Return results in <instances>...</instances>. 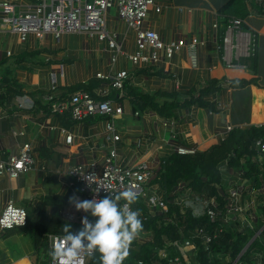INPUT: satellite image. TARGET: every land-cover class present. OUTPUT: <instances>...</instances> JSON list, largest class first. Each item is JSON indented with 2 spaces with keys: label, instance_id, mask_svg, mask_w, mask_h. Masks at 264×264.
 Segmentation results:
<instances>
[{
  "label": "crops",
  "instance_id": "0c3cea01",
  "mask_svg": "<svg viewBox=\"0 0 264 264\" xmlns=\"http://www.w3.org/2000/svg\"><path fill=\"white\" fill-rule=\"evenodd\" d=\"M13 1L21 9L34 4V0ZM229 1L156 0L145 28L158 32L165 43L184 41L185 45L172 58L165 51H157V61L140 66L127 57L137 53L136 32L121 19L116 7L107 13V30L116 38L122 54L111 47L109 40L88 33L64 34L60 38L30 34L23 41L11 31L0 9V161L17 154L25 143L32 144L34 157L33 168L27 173L15 179L0 175V215L13 201L25 207L30 216L28 227L0 232V264H46V251L36 249L32 230L42 206L50 218L62 223H58L50 238L64 235L65 224L78 233L83 218L95 220L78 211L71 201L73 197L85 200L78 184L68 175L71 167L94 165L100 169L115 151L116 160L125 166L146 164L157 170L180 147L197 153L219 145L229 136V126L241 129L264 125V14L247 0L248 14L241 17L245 24L229 33L227 43L228 15L221 8ZM195 40L198 44L191 49ZM255 53L256 72L242 62ZM228 61L241 66L229 67ZM124 70L129 73L128 87L154 96L161 106L172 102L173 95L181 104L160 110L140 98L124 96L111 87L112 78ZM99 73L108 78H99ZM236 79L255 82L243 88L224 85L204 97L208 107L190 102L211 81ZM79 86L90 92H108V98L121 106L123 113L113 119L101 115L81 122L68 113L54 114L52 101L45 98L70 99ZM68 135L74 136L71 144L67 143ZM243 162L220 164L217 188L223 200L232 188L247 180L243 177ZM189 190L185 183L178 185L176 204ZM191 196L178 204L182 213L191 210L199 215L211 199L219 202L215 195L202 200ZM145 207L148 215L160 217L158 210L153 212L146 204ZM67 211L75 214L74 220L65 216ZM233 225L240 228L238 223Z\"/></svg>",
  "mask_w": 264,
  "mask_h": 264
},
{
  "label": "built area",
  "instance_id": "2783aa9c",
  "mask_svg": "<svg viewBox=\"0 0 264 264\" xmlns=\"http://www.w3.org/2000/svg\"><path fill=\"white\" fill-rule=\"evenodd\" d=\"M155 3L156 0H34V4L28 5L26 9H21L13 0H3L0 2V9L6 15V21L11 31L18 33L23 41L30 34L39 38L52 34L56 38H60L64 34L88 33L96 35L100 40H109L111 47L122 54V49L116 38L110 35L107 30V13L116 7L121 19L136 32L137 53L129 54L127 57L131 63L140 66L157 61L159 58L157 51H165L167 56L172 58L185 45L184 41L165 43L158 32L145 28L148 12ZM262 6L264 14V4ZM257 11L260 12V10ZM244 24V18H231L228 21V35L225 41L228 43L230 41L229 33L240 29ZM197 44L198 40H195L191 44V49H195ZM145 51H150V54H145ZM9 54L11 55V52ZM192 59L196 65V56L194 55ZM228 66L238 67L241 64L228 61ZM97 76L101 79L108 78L103 73H99ZM128 78V71L124 70L118 73L112 78L111 87L122 93ZM45 99L52 101L54 114L72 113L73 119L79 122L101 115L110 116L113 119L123 113V108L108 98V92H90L84 89L75 91L67 100L57 101L52 96H47ZM110 126L115 128L113 122ZM234 129V127L229 126L227 132ZM73 140L74 136L68 135L67 143L71 144ZM255 147L259 154L260 168L263 170L264 137L256 141ZM32 151V144L25 143L17 154L11 155L6 161H0V175H7L15 179L30 171L34 165ZM177 153L195 154L196 151L180 147ZM68 175L78 183L80 193L85 200L103 199L110 194L115 196L131 188L136 192L140 201L145 203L151 211L156 212L158 210L160 216H166L170 212L167 201L153 182L156 176L155 170L146 164L137 167L125 166L116 160L115 151L106 157L102 168L99 169L94 165L91 167L73 166L68 170ZM246 181L244 180L240 187L231 189L228 196L224 198L222 206H219L215 198L210 200L207 213L213 223L223 226L238 223L240 225L239 230L241 229L243 232L248 227L252 230L255 229L259 218L257 208L263 203L261 196L264 195V184L260 187H254ZM190 192L191 189L178 204L187 200L191 195ZM175 201L177 203V200ZM124 203L125 201L121 206ZM129 208L130 210H139L133 204L129 205ZM139 213L140 218L148 220V215L143 214L140 210ZM65 216L70 220L75 219V214L71 211H67ZM29 218V212L25 207L18 206L11 201L0 215V232L16 227H25L29 224ZM263 230L264 227L257 232L254 239L258 238L261 234L259 232ZM189 231L191 234L183 239L165 240L164 246L158 249V258L167 260L170 264H184L191 261L193 264H201L198 261L200 243L209 252V255L213 256V243L222 229L216 228L215 231L211 232L205 227L198 226ZM63 236H51L53 251ZM154 237L152 230H143L136 240L142 243L152 241ZM248 248L245 247L241 254L232 261V264H246L241 262V257ZM93 253L94 250L85 247L76 264H87ZM254 258L257 264H263L260 253ZM226 259L232 260L230 256ZM49 264H60V261L58 258L52 257ZM138 264H143V262L139 261Z\"/></svg>",
  "mask_w": 264,
  "mask_h": 264
},
{
  "label": "trees",
  "instance_id": "16d2710c",
  "mask_svg": "<svg viewBox=\"0 0 264 264\" xmlns=\"http://www.w3.org/2000/svg\"><path fill=\"white\" fill-rule=\"evenodd\" d=\"M251 4L259 9H262L264 0H250ZM221 11L228 15L227 21L233 17H245L248 14L247 0H230L226 3ZM242 62L249 68L257 71L258 55L245 58ZM255 80H232L230 82L213 80L205 88L198 97H193L190 102L197 103L200 106L208 107L209 103L204 99L212 93L221 89L224 85L231 88H243ZM86 90L85 87L79 86L75 91ZM124 96L132 98H140L144 103H149L155 108L164 110L165 106H170L168 109H173L180 105L176 95L175 99L165 105H160L155 101L154 96L144 95L136 88L125 85L123 92ZM72 115L70 113L66 114ZM264 137V125L249 126L245 128L234 129L229 136L219 145L212 147L205 152H197L195 154H179L174 153L165 158L159 169L155 170L156 176L153 180L164 191V198L169 205V214L166 216H150L146 211L145 204L138 198L133 205L143 214L148 215V220H142L144 230H152L154 239L152 241L139 242L135 240L131 246L130 254L124 261V264H138L142 261L143 264H170L167 260L158 258V249L164 246L165 240L183 239L188 236L190 229L195 227H205L213 232L218 228V237L213 243V256L200 243L198 252V261L201 264H232L239 254L247 247L248 243L255 237L257 232L264 227V195L261 196L263 203L259 206V218L254 230L247 228L248 232L244 234L237 229V225L231 223L230 226H223L213 223L207 213L210 204H207L204 212L196 215L193 211L188 210L185 213L181 212V207L176 204V190L180 183H185L191 189V197L202 200L204 197L217 196L219 206L224 204L223 194L217 188V183L220 182L221 176L219 166L222 162L228 161L230 164L241 165L244 163V175L249 185L260 187L264 184V169L261 170L259 165V154L255 147L256 141ZM124 201L118 203L121 205ZM60 222V221H59ZM59 222L50 218L45 206H42L39 211L37 223L33 227V237L37 250L44 249L46 251V264L50 263L53 255V249L50 246V235L56 232L55 228ZM30 223V221H29ZM59 225H62L60 222ZM16 227L17 228H26ZM11 229V230H14ZM260 253L264 264V230L258 238H256L248 250L242 255L241 262L246 264H257L254 256ZM231 257V261L226 258ZM87 264H101L100 254L94 251L93 255L88 260ZM193 264V262L184 263Z\"/></svg>",
  "mask_w": 264,
  "mask_h": 264
},
{
  "label": "clouds",
  "instance_id": "9594fccd",
  "mask_svg": "<svg viewBox=\"0 0 264 264\" xmlns=\"http://www.w3.org/2000/svg\"><path fill=\"white\" fill-rule=\"evenodd\" d=\"M138 196L131 188L103 199L79 200L71 198L75 208L95 218L82 220L78 233L71 231V225L63 227L64 236L52 255L60 264H76L81 251L87 247L100 254L101 264H124L130 254L133 242L143 232L144 225L139 210H130ZM125 201L121 206L118 202Z\"/></svg>",
  "mask_w": 264,
  "mask_h": 264
},
{
  "label": "water",
  "instance_id": "95a60500",
  "mask_svg": "<svg viewBox=\"0 0 264 264\" xmlns=\"http://www.w3.org/2000/svg\"><path fill=\"white\" fill-rule=\"evenodd\" d=\"M260 232H259V234H260ZM251 243H252V241L247 245L246 249L251 245ZM50 244L53 245V239H51Z\"/></svg>",
  "mask_w": 264,
  "mask_h": 264
},
{
  "label": "rangeland",
  "instance_id": "374dc122",
  "mask_svg": "<svg viewBox=\"0 0 264 264\" xmlns=\"http://www.w3.org/2000/svg\"><path fill=\"white\" fill-rule=\"evenodd\" d=\"M78 184V183H77ZM79 186V185H78ZM80 190V189H79Z\"/></svg>",
  "mask_w": 264,
  "mask_h": 264
}]
</instances>
